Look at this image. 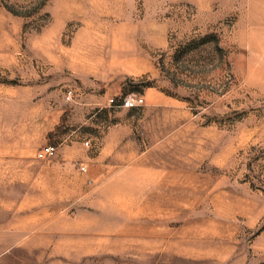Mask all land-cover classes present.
<instances>
[{"label": "rangeland", "instance_id": "rangeland-1", "mask_svg": "<svg viewBox=\"0 0 264 264\" xmlns=\"http://www.w3.org/2000/svg\"><path fill=\"white\" fill-rule=\"evenodd\" d=\"M0 264H264V0H0Z\"/></svg>", "mask_w": 264, "mask_h": 264}, {"label": "built area", "instance_id": "built-area-1", "mask_svg": "<svg viewBox=\"0 0 264 264\" xmlns=\"http://www.w3.org/2000/svg\"><path fill=\"white\" fill-rule=\"evenodd\" d=\"M143 99L140 98L139 101H142ZM138 103V100L134 98H126L123 102V105L125 106H133L134 104ZM57 151V146L54 144H46L42 146L37 153V156L39 158H47L52 155H54ZM83 169H86V165H82Z\"/></svg>", "mask_w": 264, "mask_h": 264}, {"label": "bare ground", "instance_id": "bare-ground-1", "mask_svg": "<svg viewBox=\"0 0 264 264\" xmlns=\"http://www.w3.org/2000/svg\"><path fill=\"white\" fill-rule=\"evenodd\" d=\"M121 194V193H120Z\"/></svg>", "mask_w": 264, "mask_h": 264}]
</instances>
